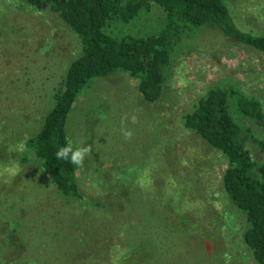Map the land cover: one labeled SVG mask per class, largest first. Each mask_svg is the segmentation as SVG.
Here are the masks:
<instances>
[{
  "label": "rangeland",
  "instance_id": "obj_1",
  "mask_svg": "<svg viewBox=\"0 0 264 264\" xmlns=\"http://www.w3.org/2000/svg\"><path fill=\"white\" fill-rule=\"evenodd\" d=\"M227 1L242 30L264 33V0ZM161 22L154 6L109 32L143 35ZM205 33L187 45L197 47L173 55L157 103L144 101L123 74L82 93L68 135L92 152L78 166L83 199H64L25 144L55 105L80 41L47 7L0 1V172L18 167L0 174V264H258L244 242L246 217L223 188L226 159L182 118L225 82L264 103V57ZM231 111L253 159L264 161L252 141L264 138V128L242 118L235 101ZM122 128L132 130L131 140ZM145 168L150 182L141 187Z\"/></svg>",
  "mask_w": 264,
  "mask_h": 264
},
{
  "label": "trees",
  "instance_id": "obj_2",
  "mask_svg": "<svg viewBox=\"0 0 264 264\" xmlns=\"http://www.w3.org/2000/svg\"><path fill=\"white\" fill-rule=\"evenodd\" d=\"M20 3L28 8L47 7L80 41L79 54L66 71L55 105L43 117L40 130L25 144L64 199H83L80 172L78 166L56 159L55 152L70 141V116L82 93L95 80L123 74L137 83L144 101L157 103L163 96L165 70L173 55L180 47H197L187 45L195 43L203 31L207 36L219 32L221 37L216 39H229L264 57V33L242 30L227 0H20ZM154 6L162 13L161 26L156 31L124 36L109 32L110 25L130 24ZM232 101L242 118L264 128V103L235 82L212 86L195 101L182 121L187 130L226 159L224 191L246 217V246L255 261L264 264V161L253 159L242 128L232 114ZM252 141L264 154V138L252 136Z\"/></svg>",
  "mask_w": 264,
  "mask_h": 264
},
{
  "label": "clouds",
  "instance_id": "obj_3",
  "mask_svg": "<svg viewBox=\"0 0 264 264\" xmlns=\"http://www.w3.org/2000/svg\"><path fill=\"white\" fill-rule=\"evenodd\" d=\"M123 119H127V117H124ZM131 122L133 124L137 123V117L133 115L131 117ZM122 134L125 138V140H131L133 136V132L130 129H124L122 128ZM16 151H23L25 150V146L23 144H18L16 146ZM9 151H12V149H9ZM92 152L91 146H73V143L69 141L64 146H61L58 148V150L55 152V158L58 160H65L70 162L74 166H82L83 162L86 157L90 156ZM18 170V167L16 165H13L12 167H5L0 174L3 173H11L15 174V172ZM150 176V169L145 168L143 170V173L141 174L138 183H140L141 187H145L147 183L150 181L148 180V177Z\"/></svg>",
  "mask_w": 264,
  "mask_h": 264
}]
</instances>
